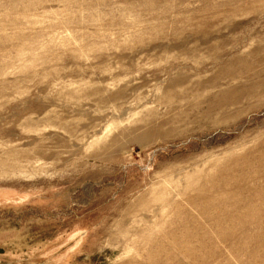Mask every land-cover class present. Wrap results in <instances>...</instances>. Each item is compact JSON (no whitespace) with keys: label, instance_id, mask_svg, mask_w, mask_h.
<instances>
[{"label":"rangeland","instance_id":"obj_1","mask_svg":"<svg viewBox=\"0 0 264 264\" xmlns=\"http://www.w3.org/2000/svg\"><path fill=\"white\" fill-rule=\"evenodd\" d=\"M0 264H264V0H0Z\"/></svg>","mask_w":264,"mask_h":264},{"label":"bare ground","instance_id":"obj_2","mask_svg":"<svg viewBox=\"0 0 264 264\" xmlns=\"http://www.w3.org/2000/svg\"><path fill=\"white\" fill-rule=\"evenodd\" d=\"M207 51L212 52V56L208 57L206 61L199 62V64L195 67V71L203 73L208 69H214L211 71L210 76L203 77L201 74L198 75L195 73L193 75H181L172 78L173 80L169 82L172 86H177V84L179 85L182 82L184 83V89L181 92H174L173 97H177L180 100H186V93L191 94L193 97H203L208 102V106L211 108L212 106L215 107V105L219 103L221 100L220 98L233 96L234 87H236L233 82L240 76L236 70L237 67L238 69L243 68V60L245 56L237 54L238 51L234 47L226 48L222 47L220 44L208 46ZM253 52L256 53V49L251 50L248 54L252 55ZM226 84L231 85L233 89L230 88L222 94L219 91L218 93L205 98V95L211 90H218V88ZM167 102L165 105H167ZM167 108L170 109L169 107ZM188 108L194 109V106L190 105ZM179 118H181V116H179Z\"/></svg>","mask_w":264,"mask_h":264}]
</instances>
